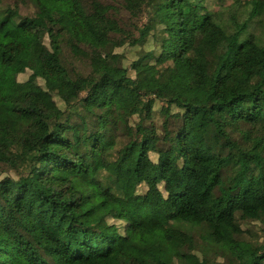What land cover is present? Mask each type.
I'll list each match as a JSON object with an SVG mask.
<instances>
[{
	"label": "trees",
	"instance_id": "1",
	"mask_svg": "<svg viewBox=\"0 0 264 264\" xmlns=\"http://www.w3.org/2000/svg\"><path fill=\"white\" fill-rule=\"evenodd\" d=\"M101 1L0 0V264H264V0Z\"/></svg>",
	"mask_w": 264,
	"mask_h": 264
},
{
	"label": "rangeland",
	"instance_id": "2",
	"mask_svg": "<svg viewBox=\"0 0 264 264\" xmlns=\"http://www.w3.org/2000/svg\"><path fill=\"white\" fill-rule=\"evenodd\" d=\"M105 0H102L101 1V3H103V4H105ZM118 9V8H117ZM114 11H115V9H114ZM221 12V15H220V18H221V20H220V23H221V26L223 27V28H229V27H231V21L229 20V18H230V15H231V13H232V8L231 7H228V8H222L221 10L219 9L218 10V12ZM156 18H155V16H149L148 15V13H145L144 15H143V19H142V21L143 20H146V21H149V23L152 21V20H155ZM155 27H156V29L157 30H159L160 28H162L163 27V24H155ZM234 27V26H233ZM106 112V111H105ZM109 130H111V128L110 129H108L107 131H109ZM10 173V172H9ZM2 176H4V174L3 175H1L0 177H2ZM125 179L128 181V183H129V175H126V177H125Z\"/></svg>",
	"mask_w": 264,
	"mask_h": 264
}]
</instances>
